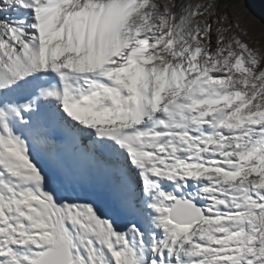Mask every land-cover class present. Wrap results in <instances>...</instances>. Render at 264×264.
<instances>
[{"label":"snow or ice","instance_id":"obj_1","mask_svg":"<svg viewBox=\"0 0 264 264\" xmlns=\"http://www.w3.org/2000/svg\"><path fill=\"white\" fill-rule=\"evenodd\" d=\"M222 2L0 0V264H264V44Z\"/></svg>","mask_w":264,"mask_h":264},{"label":"rangeland","instance_id":"obj_2","mask_svg":"<svg viewBox=\"0 0 264 264\" xmlns=\"http://www.w3.org/2000/svg\"><path fill=\"white\" fill-rule=\"evenodd\" d=\"M193 3L206 2V0H192ZM248 6L242 11L241 7ZM221 11H227L234 22L246 26L253 39L249 41L254 47L264 44V0H223L220 4Z\"/></svg>","mask_w":264,"mask_h":264},{"label":"bare ground","instance_id":"obj_3","mask_svg":"<svg viewBox=\"0 0 264 264\" xmlns=\"http://www.w3.org/2000/svg\"><path fill=\"white\" fill-rule=\"evenodd\" d=\"M247 7H248V6H244V7L242 6V7H241V9H242L243 13H244V11H246V10H247Z\"/></svg>","mask_w":264,"mask_h":264}]
</instances>
